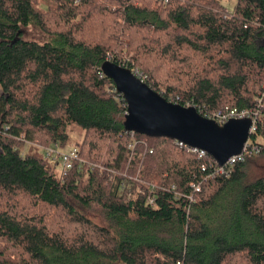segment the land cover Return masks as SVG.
Instances as JSON below:
<instances>
[{"label":"trees","instance_id":"trees-1","mask_svg":"<svg viewBox=\"0 0 264 264\" xmlns=\"http://www.w3.org/2000/svg\"><path fill=\"white\" fill-rule=\"evenodd\" d=\"M107 60L204 113L256 110L258 152L207 178L208 153L125 130ZM70 125L83 163L57 170L43 148L63 149ZM261 156L264 0H0V264H264Z\"/></svg>","mask_w":264,"mask_h":264},{"label":"water","instance_id":"water-1","mask_svg":"<svg viewBox=\"0 0 264 264\" xmlns=\"http://www.w3.org/2000/svg\"><path fill=\"white\" fill-rule=\"evenodd\" d=\"M126 103L123 126L129 132L166 137L211 155L218 165L242 151L249 137V118L229 119L223 124L200 114L193 105L167 100L138 78L130 68L112 61L101 65Z\"/></svg>","mask_w":264,"mask_h":264},{"label":"built area","instance_id":"built-area-1","mask_svg":"<svg viewBox=\"0 0 264 264\" xmlns=\"http://www.w3.org/2000/svg\"><path fill=\"white\" fill-rule=\"evenodd\" d=\"M167 2L168 0H163ZM138 78L142 81L146 82L147 76L145 73L138 69H130ZM178 103V102H177ZM189 104L185 105L188 106ZM191 105V104H190ZM195 106V105H193ZM196 107V106H195ZM197 111L204 115L207 118H211L216 120L219 124H223L229 119H241V118H249L251 120V124L249 127V137L244 143L242 151L239 154H235L230 156L226 162L222 165L216 164L214 168L208 173L207 178H215L217 175H225L229 176L234 168V166L238 162H242L245 160L246 156L250 154H254L258 152V147L253 145L251 141V135L256 132L258 124V112L253 110L252 108H237V107H226L221 110L213 111L210 113H204L201 109L196 107ZM179 146L185 147L188 151L195 152L199 157H203L207 154L206 151L201 149H196L190 146H187L181 141H174ZM44 158L47 159L51 163H57L62 170L71 169L76 161L83 163V160L79 158L78 149L73 147L68 150H63L60 148L58 144H54L52 146L44 147ZM100 170H103V167H99ZM202 170H206V166H202ZM201 182L191 181L189 182V186L191 187V193L188 194V199L191 202H195V193L200 192L202 188ZM148 204L151 207L156 208L157 204L153 196H149L147 199Z\"/></svg>","mask_w":264,"mask_h":264},{"label":"rangeland","instance_id":"rangeland-1","mask_svg":"<svg viewBox=\"0 0 264 264\" xmlns=\"http://www.w3.org/2000/svg\"><path fill=\"white\" fill-rule=\"evenodd\" d=\"M220 1L224 4L227 10H232L236 0H220ZM43 3L49 4L48 2H43ZM24 37L27 39L32 38L41 42H44L48 38L33 26L27 27V29L24 32ZM68 134H69L68 141L66 146L63 148V150L70 149L71 147L79 143L83 138L82 128L76 125H70L68 127ZM27 148L28 146L24 147L25 150H27ZM60 168L61 167H58L57 170H60ZM248 175H249L248 176L249 179H254L260 176H264V156L256 158L255 163L250 164V167L248 168ZM238 187L240 188V185H237L234 188V190L231 192V194L226 198L225 204L227 207H232V204L234 203V201H236L239 191Z\"/></svg>","mask_w":264,"mask_h":264}]
</instances>
